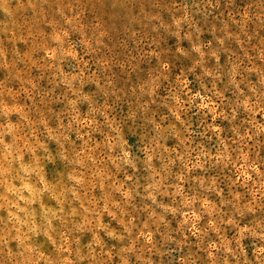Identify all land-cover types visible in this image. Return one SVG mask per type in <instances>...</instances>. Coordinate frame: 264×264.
Here are the masks:
<instances>
[{
	"label": "rangeland",
	"instance_id": "1",
	"mask_svg": "<svg viewBox=\"0 0 264 264\" xmlns=\"http://www.w3.org/2000/svg\"><path fill=\"white\" fill-rule=\"evenodd\" d=\"M0 264H264V0H0Z\"/></svg>",
	"mask_w": 264,
	"mask_h": 264
}]
</instances>
